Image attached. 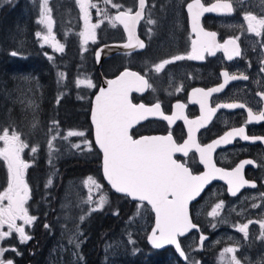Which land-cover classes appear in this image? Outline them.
Masks as SVG:
<instances>
[{"label":"flooded vegetation","instance_id":"1","mask_svg":"<svg viewBox=\"0 0 264 264\" xmlns=\"http://www.w3.org/2000/svg\"><path fill=\"white\" fill-rule=\"evenodd\" d=\"M123 1L118 0L120 3ZM216 1L218 0H200V3L208 7L209 4ZM222 1L231 3L233 11L231 13L204 12L200 17V26L204 32L215 33L218 44H224L226 40L238 38L236 43L240 56H233L229 60L227 53L223 50H217L215 55L205 53L204 60L186 58L165 64L159 71H156V65L165 60H172L175 55L187 57L191 54L193 42L198 39V36L192 32L191 15L187 10V5L194 3L195 0H145L142 19L135 25L138 30V37L144 42L145 48L130 52H117L106 56L103 58L101 66L98 67L95 53L99 46L106 43L124 42L128 39L123 25L119 21H114V17L127 12L129 9H131L130 14L135 15L139 9V0H132L128 4L122 3L115 8L101 4L102 7H99L98 12L96 10L97 13H95L94 18L96 15L98 18L100 16L99 22L103 29L108 31L109 36L98 40L92 48L94 54L89 60L92 63L90 68L97 72L96 82L98 84L85 103L77 102L74 98V92L70 95H62L58 99L60 92H58L57 85H54L56 82L53 75L54 70L47 60L43 62L42 59L35 60L32 58V63L29 66H25L24 59L28 58H24V56L17 57L16 60L17 63L19 60L22 62L20 70L31 69L35 73H42L40 76L43 80H40V83L45 82L44 94L50 98V90L47 92L46 89L49 81L44 78V73L49 75L54 90H52L51 95L52 101L42 103L43 110L50 105L49 110H53L56 114L61 113L59 117L63 116L65 112V120L69 121L71 125L87 126L89 137L94 144L93 126L90 120L94 95L101 87L103 79L114 78L125 69L138 71L151 85L143 92H131L130 98L133 104H145L150 107L159 103L163 116H175L178 111L182 116L181 119H174L171 122L165 120L163 116L150 117L130 129V134L134 138L149 134H171L173 141L184 145L189 140L188 121H199L207 109H215L209 120L205 121L204 125L195 131L196 143L200 147L206 148L217 140L221 141L211 153L212 163L217 169H222L224 172H232L243 164L241 175L249 183L240 188L236 195H232L226 179H213L201 196L190 205L191 217L199 228L181 237L186 259L179 256L173 247L156 249L146 239L145 242L150 254L146 253L145 256L150 262L156 261V264H169V261H172L168 257L170 251L174 252L175 255H173L177 257L175 264H190V261H193L192 257L198 258L199 264H220L219 261H222L224 257L228 259V254L223 250V245L232 242L235 244H230L229 248L235 249V252H231L232 254L236 253L241 256L243 261H239L240 264H264V247L260 245L261 241L264 243V236H262L264 228H261L253 218L256 214H253V217L249 214H241L240 209L244 205L240 208V204H234L237 199L252 192L260 193L257 197H260L261 202H264V120H259L260 113L264 112V71H261L264 69V29L260 30L259 36L250 33L247 31V21L244 19V16L249 13L257 18L264 16V4L258 10H244V6L239 5L237 0ZM243 1L248 2V0ZM169 33L172 39L164 41ZM74 44L76 43L72 45ZM68 56L69 58L72 56V59H68L72 63L78 58L71 53ZM141 57L145 60V70L137 66ZM4 67L14 70L16 66L14 62L7 60ZM224 72L229 74L226 84ZM8 73L6 71V76ZM233 75L237 77L247 76L248 79L232 80L230 77ZM39 79L41 78L38 76L37 80ZM221 84H225V87L220 92L210 91ZM197 89L210 93L205 110H202L199 104L200 93L195 92ZM178 103L185 107L178 110L176 108ZM227 104H238L243 105V107H222V105ZM71 106L82 113H76L75 117L72 112L74 109ZM57 109L59 110L57 111ZM63 121L61 119L59 122ZM241 128L244 129V135H247L249 140L237 136L231 142H224L223 137L228 132ZM99 152V165L101 167L102 154L100 150ZM174 156L175 160L183 163L192 174H200L206 170L205 163L200 159V154L194 147L189 148L186 155L175 153ZM248 161L251 163H245ZM29 171V168L25 170L26 182L27 175L30 174ZM69 174L67 171L65 175L71 176ZM216 174L221 173L217 172ZM27 184L31 195V186L29 183ZM216 193H223L220 205L208 204L207 202L205 206H202L207 201L205 200L207 195ZM245 199V205H247L249 200L246 197ZM131 202L134 201L131 200ZM213 205L215 207H212ZM213 208L214 211L220 213L215 216L210 211ZM207 210L208 215L206 214ZM252 211H255L254 207H251L247 212ZM260 217H264V213H261ZM243 218L249 220L243 221ZM250 221L251 223H249ZM239 222L243 224H239ZM244 224L248 225L247 236L239 231V227ZM153 225L154 214L150 230ZM202 236L206 239L202 240ZM238 237H240V241L236 244ZM196 239L199 242V249L191 254L189 247ZM223 261L229 263V260L224 259Z\"/></svg>","mask_w":264,"mask_h":264},{"label":"rangeland","instance_id":"2","mask_svg":"<svg viewBox=\"0 0 264 264\" xmlns=\"http://www.w3.org/2000/svg\"><path fill=\"white\" fill-rule=\"evenodd\" d=\"M130 1L132 0H124L122 3L128 4ZM1 2L4 8H8V12L11 11L12 15L15 16L13 24L7 27L0 50L2 48L4 51L7 50V60L14 62L16 67L14 70L5 67L0 73V135H3L5 130L8 131L9 135H12L13 132L20 135L21 140L28 145L22 151L21 158L30 165L28 167L30 170L38 159L44 158L46 160L45 168L39 171L37 165L38 170L36 171V175H38L36 180L42 182L40 204H30L32 202V189L30 199L26 204L30 216L38 217V210L42 208V214L48 217L41 228L46 243V254H44L41 264H77L85 259L81 247L83 243L87 242L91 216L94 212L107 207H117L118 201L112 198L108 190L109 185L104 182L101 176L100 152L89 137L88 127L73 126L67 120L59 122L63 117H59L53 110H49L50 105L43 110L42 103L52 101L51 95L52 90H54L49 75L44 73V78L49 81L46 89L47 92L50 90V98L44 94L45 82L40 83V80H43L40 76L42 73H35L31 69L20 70L16 65V60L17 57L22 56L35 58V60L42 59L43 62L47 60L54 70L53 75L56 81L54 85H57L58 92H60L58 99L62 95L66 96L74 92V98L77 102H87L91 92L96 89L98 84L96 82L97 72L90 68L92 63L89 60L94 54L92 48L98 40L109 36L108 31L103 29L99 22L100 16L98 18L96 15L94 18V15L98 12L99 7H102L101 4L115 8L122 3L118 0H48L52 20L50 34L55 38L56 44L64 47V51L59 52L51 43L45 44L43 41V36L49 35L47 26L38 23L43 11L44 0H1ZM82 3L95 5V7L88 9V23L89 26L98 25L94 29V39L89 38L87 42H85L84 36L80 35L85 31ZM263 4L264 0H248L247 3L242 0L239 3V5L244 6V10H258ZM36 33H41V35L38 37ZM171 39L169 33L164 41ZM73 43L76 44L72 45ZM14 52L16 55H12ZM70 53L78 57L73 63L68 60L72 59V56L70 58L68 56ZM137 64L139 68L145 70L143 57L139 58ZM6 71L9 72L7 76ZM61 73L64 75L61 76ZM38 76L41 79L37 80ZM89 80L94 87H88L87 81ZM80 81H85V83L80 84ZM71 108L74 109L72 112L75 117L76 113H82L75 110L73 106ZM63 116H66L65 112ZM53 122L56 123L57 127L51 126ZM69 133H83L84 135H69ZM53 137L56 138L53 139ZM86 141L90 143V149ZM74 145H80V147H73ZM3 146V141H0V147ZM32 148H36V151H30ZM73 157L84 158L86 163L84 165L80 163V166L84 167L78 170L76 174L66 176L65 173L71 165L63 168L58 161ZM97 159H99L98 163L96 162ZM71 172L74 173L73 170ZM49 180H51L50 185L48 184ZM10 183L11 174L7 168V161L0 158V195L7 191ZM27 183L32 188L28 175ZM259 194L246 193L234 204H240V208L244 205L240 209L241 214H249L252 217L253 214H256L253 218L260 226V222L264 220V217H260V214L264 213V202H261L262 199L257 197ZM245 197L249 200L247 205H245ZM101 198L105 201L103 207H100ZM222 198L223 193L209 194L205 199L207 201L202 206H205L207 202L208 204L220 205ZM3 203L6 205L7 200ZM251 207H254L255 211L247 212ZM126 210H128L126 216L109 222V228L106 229L102 237L104 243H101L97 248L100 250L102 259L112 264H127L131 258H140L139 255H143L148 260L145 254H150L145 241L150 226L153 224V212L147 204L137 201L128 203ZM210 211L215 213V216L220 213L214 211V208ZM206 214L208 215V210ZM247 220L249 219L243 218V221ZM16 223L25 228L27 236L33 238L35 221L30 225L24 224L21 220ZM239 224L243 223L239 222ZM45 225L48 226L46 229ZM4 231H8L7 225L0 228V232ZM31 239L26 243H20L18 234L13 232L9 238L0 241V247L15 248L19 254L6 251L2 258L13 260L16 264L17 256L24 254L26 245L28 247ZM239 241L240 237H238L236 244ZM230 244H224L223 250L228 249ZM260 245L264 247L263 241ZM196 249H199L197 239L190 245L189 251L193 254ZM173 254L175 255L174 252H169L168 257L172 260L169 261V264L176 263ZM227 254L228 259L224 257L223 260L231 261L232 257L235 256L240 262L243 261L239 254H232L231 252H227ZM152 255L154 254L152 253ZM192 258L193 261H190V264L200 263L198 258ZM223 260L219 263L229 264Z\"/></svg>","mask_w":264,"mask_h":264},{"label":"snow or ice","instance_id":"3","mask_svg":"<svg viewBox=\"0 0 264 264\" xmlns=\"http://www.w3.org/2000/svg\"><path fill=\"white\" fill-rule=\"evenodd\" d=\"M241 2L242 0H237V3ZM139 5L141 11L136 12L135 15H131V9H129L127 12L114 17V21H119L128 32L129 42L125 45L128 48H145L144 42L140 41L134 32V26L142 19L145 0H139ZM81 6L84 11L85 31L80 35L84 36L85 42H87L89 38L94 39V29L98 27V25L89 26L88 23V9L89 7H95V5L82 3ZM187 10L191 15L192 32L198 36V39L193 42L191 54L187 57L175 55L172 60H165L163 63L156 65V71L162 69L165 64L186 58L204 60L205 53L215 55L217 50H223L227 53L229 60L233 56H240L236 43L238 38L226 40L224 44H218L215 39L216 34L204 32L200 26V17L204 12L231 13L233 11L231 3H216L210 7H205L200 3V0H195L194 3L187 5ZM244 19L247 21V31L259 36L261 34L260 30L264 29V16L257 18L249 13L244 16ZM38 23L46 25L49 30V35L43 36L44 43H51L57 51L63 52V45L56 44L55 38L50 34L52 20L48 0H44L43 11ZM36 35L39 37L41 33H36ZM133 38L137 40L136 44L132 43ZM12 55H16V53L14 52ZM96 55L99 59V53ZM261 71H264V69H261ZM60 75L63 76L64 74L61 73ZM223 76L226 84L229 74L224 72ZM238 78L248 79L247 76L237 77L233 75L230 77L232 80ZM79 83L84 84L85 81ZM225 84H221L210 91L218 93L225 87ZM87 85L88 87H94L90 80L87 81ZM149 87L151 85L147 83L143 76L126 70L117 79L108 81L106 89L101 88L99 90L91 114L95 126V143L103 152V174L112 188L119 193L128 194L139 201L147 202L154 209L156 223L149 238L151 244L157 249L174 245L179 255L186 259L185 253L181 250V245L178 242V237H182L189 230L197 228V225L191 223L189 218V202L207 183L216 178L215 174L217 172L223 173L220 179L227 180L232 195H236L237 191L249 182L241 175L243 164L232 172H224L214 166L211 153L221 141L217 140L206 148L200 147L196 143L195 131L198 127H202L205 121L209 120L215 109H207L199 121H188L189 140L182 146H177L174 143L171 134L134 139L129 134V130L134 125L150 117L163 116L159 103L150 107L144 104L136 105L129 98L132 91L140 93ZM195 92L200 93L199 104L201 109L205 110L210 93L200 89L195 90ZM57 103H59V100H57ZM184 107L183 104L178 103L176 105L178 110H182ZM222 107L236 108L243 107V105L227 104L222 105ZM163 118L171 122L174 119H181L182 116L178 111L175 116H163ZM259 120H264V112L260 113ZM51 126L57 127L55 122ZM69 135L83 136L84 134L69 133ZM237 136L244 140L250 139L247 135H244V129L241 128L228 132L223 140L225 143L231 142ZM55 138L53 137V139ZM0 141H3L4 144L3 147H0V158L7 161V168L11 174V183L7 191L0 195V228L5 225L8 227V231L0 232V241L9 238L15 232L18 234L19 242L26 243L31 237L25 234V228L18 226L16 221L21 220L24 224L30 225L37 219L30 216L26 208L27 201L30 199V189L25 180V170L30 165L21 158V153L28 145L21 140L19 134L13 132L12 135H9L6 130L3 135H0ZM86 143H88L90 149V143L87 141ZM73 147L79 148L80 145H74ZM190 147L196 148L200 154V159L209 167V171L203 175H192L183 163H179L173 158L175 153L186 155ZM30 151L35 152L36 148L30 149ZM89 179L91 180V178ZM48 184H51V180L48 181ZM5 200H7L6 205L3 203ZM104 203V199L101 198L100 207H103ZM260 226L264 228V222H260ZM247 228V224L241 225L239 231L247 236ZM262 236H264V233H262ZM201 239H206V237L202 236ZM6 251L19 254L15 248L0 247V264H14L13 260L2 258ZM225 252H235V249L228 248L225 249ZM229 264H240V262L233 256Z\"/></svg>","mask_w":264,"mask_h":264},{"label":"trees","instance_id":"4","mask_svg":"<svg viewBox=\"0 0 264 264\" xmlns=\"http://www.w3.org/2000/svg\"><path fill=\"white\" fill-rule=\"evenodd\" d=\"M14 16L15 15H12L11 11L8 12V8H4V5L0 0V49L4 39V35L7 32V27L13 24ZM6 62H7V50L4 51V49L2 48V50H0V73L4 70L5 68L4 65H6ZM24 63L25 66H29L32 63V58L24 59ZM20 65H22V62L19 60L17 66L20 68ZM58 110L59 109H57V111ZM57 115H61V113H58ZM62 117L63 120H65V116ZM85 160L86 159L84 158L73 157L63 160L59 159L58 163L63 168L68 167V165H71L70 167H68V171L70 173L69 175H74L77 173L78 170L84 167V166L81 167L80 163H82L81 165H84L86 163ZM96 162L98 163L99 159H97ZM38 163H39V171H42L45 168L46 160L44 158H41L35 161L34 167L31 168L30 174L28 175L29 181L32 184V188H31L32 202H30L31 205L40 204L39 200L42 197L40 193V191H42L41 189L42 182L41 181L38 182L36 180V176H38L36 175V171L38 170L37 169ZM70 169L73 170L74 173H72ZM109 187L108 190L110 191L112 198L118 201L117 202L118 204L116 203L117 207L110 206L107 207L106 209L93 213V215L91 216V220L89 222L90 228H89V234H87L88 237L87 242L83 243L81 247V250L83 251V255H85V259L77 264H112L111 262L109 263L105 261V259H102L100 250H98L97 248L99 247V245H101V243H104L102 237L106 229L109 228V222L112 221L113 219H118L126 216L128 212V210H126V207H128V203H131V200L127 196L123 194H119L113 191L111 187L110 188ZM32 211L35 212V210ZM42 213H43V209L41 208L40 210H38L39 216L36 217L37 219L35 220L36 224H35V228L33 229L34 236L29 242L28 247L26 245L24 254L22 256H17V260L15 262L16 264H41V262L43 263V259H44L43 256L44 254H46L45 252L46 243H45L44 234L41 233V228L44 226L45 224L44 221L48 217L46 215H43ZM46 228L47 227H45V229ZM94 248L95 250H93ZM139 257L140 258L129 259L127 261V264H150V263L156 264V261L150 262L149 260L145 259L143 255H139ZM173 257L174 259H177V257L175 256Z\"/></svg>","mask_w":264,"mask_h":264},{"label":"water","instance_id":"5","mask_svg":"<svg viewBox=\"0 0 264 264\" xmlns=\"http://www.w3.org/2000/svg\"><path fill=\"white\" fill-rule=\"evenodd\" d=\"M216 3H225V1H222V0H218V1H216V2H214V3H211V4H209L208 5V7H210V6H212L213 4H216ZM143 10H144V7H143ZM137 11H141V8H140V5H139V9L137 10ZM124 27V26H123ZM124 30H125V32H126V34H127V37H128V32H127V30L124 28ZM134 32H135V36L136 37H138V30H137V26L135 27L134 26ZM139 38V37H138ZM139 40L140 41H142L140 38H139ZM128 42H129V38L126 40V41H124V42H113V43H106V44H103V45H101V46H99L97 49H96V53H95V59H96V63H97V65H98V67H100L101 66V63H102V60H103V58H105L106 56H109V55H112V54H114V53H117V52H130V51H133V50H137V49H139V48H128V47H126L125 45H127L128 44ZM132 43L133 44H136L137 43V40L135 39V38H133V40H132ZM97 53H99V59H97ZM131 71V72H134V73H138L139 75H141L138 71H136V70H131V69H125V70H123L119 75H117L116 77H114V78H111V79H103V81H102V85H101V87L99 88V90L101 89V88H107L108 87V81H111V80H114V79H117L122 73H124L125 71ZM142 76V75H141ZM99 90L96 92V94L94 95V98H93V102H92V108H91V114H92V111L94 110V107H95V97H96V95H98L99 94ZM130 95H131V93H130ZM129 98H130V96H129ZM130 100H131V98H130ZM132 102V101H131ZM145 105V104H144ZM145 106H147V105H145ZM91 114H90V120H91V123H92V126H93V136H94V140H95V126H94V122L92 121V119H91ZM129 134H130V130H129ZM131 135V134H130ZM132 136V135H131ZM153 136H167L166 134H149V135H143V136H140V137H137V138H134L133 136V138L134 139H139V138H143V137H153ZM174 143L177 145V146H182L183 144H177L175 141H174ZM96 144V143H95ZM96 146H97V148L101 151V154H102V157H101V172H102V176H103V178H104V180H105V182L111 187V189L112 190H114L115 192H117L115 189H113L112 188V186H111V184H110V182L109 181H107V178H106V176L103 174V152H102V150L99 148V146L96 144ZM191 148V147H190ZM196 149V148H195ZM175 155V154H174ZM173 158L175 159V156H173ZM180 163V162H179ZM205 166H206V170L205 171H203L202 173H200V174H192L191 172V174L192 175H203L205 172H207V171H209V167H208V165L207 164H205ZM222 170V169H221ZM218 173H221V174H215L216 175V178L215 179H218V178H220L221 176H222V172H218ZM213 180V179H212ZM212 180L209 182V183H207L203 188H202V190L194 197V199H192L190 202H189V205H188V209H189V218H190V221H191V223H193V224H195V225H197L196 223H194V221H193V219H192V217H191V213H190V205L192 204V202L193 201H196L200 196H201V194L203 193V191L206 189V187L212 182ZM223 180H225V179H223ZM117 193H119V192H117ZM119 194H124V193H119ZM124 195H126V196H128L131 200H134V201H139L137 198H132V197H130L128 194H124ZM147 203V202H146ZM148 204V203H147ZM149 205V204H148ZM150 206V205H149ZM151 207V206H150ZM151 210L153 211V214H154V225H153V227H152V229L150 230V233L147 235V242L153 247V248H155L152 244H151V241H150V236H151V233H152V230L155 228V223H156V218H155V211H154V209L151 207ZM199 228V226L197 225V228H195V229H198ZM194 229H191V230H189V232L188 233H186L184 236H186V235H188L191 231H193ZM184 236H182V237H184ZM178 242L180 243V245H181V250L185 253V251H184V249H183V246H182V243H181V237H178ZM173 247L174 248V250H175V252L179 255V253H178V250L175 248V246L174 245H167V246H164V247H162V248H160V249H163V248H166V247ZM157 249V248H156ZM180 256V255H179Z\"/></svg>","mask_w":264,"mask_h":264},{"label":"bare ground","instance_id":"6","mask_svg":"<svg viewBox=\"0 0 264 264\" xmlns=\"http://www.w3.org/2000/svg\"><path fill=\"white\" fill-rule=\"evenodd\" d=\"M3 69V68H2Z\"/></svg>","mask_w":264,"mask_h":264}]
</instances>
